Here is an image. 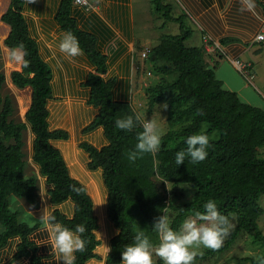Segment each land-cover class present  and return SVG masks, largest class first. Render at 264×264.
<instances>
[{"label": "trees", "instance_id": "trees-1", "mask_svg": "<svg viewBox=\"0 0 264 264\" xmlns=\"http://www.w3.org/2000/svg\"><path fill=\"white\" fill-rule=\"evenodd\" d=\"M120 1L124 6L112 7L105 16L103 12L99 15L74 6L72 0H59L54 15L56 25L63 33L71 31L78 38L94 68L86 76L84 85L88 88V103L97 112L83 131L101 127L107 143L96 148L83 142L80 147L88 155L87 167L101 170L107 190L106 214L118 230L110 240L111 251L105 264L121 263V252L125 245L133 242L137 226L154 244L158 243L152 225L168 203L153 180L155 175L172 185L185 184L194 189L189 201L171 206L175 212L170 222L173 229H179L188 217H195L196 212H203V205L209 199L216 201L222 214L229 218L230 214L235 216V226L222 247L217 251L206 249L197 254L195 261L227 250L241 232L264 245V232L257 223L264 212L259 204L260 197L264 196V159L258 155V149L264 147V111L241 102L234 92L221 87L213 71L204 66L201 48L185 45L191 31L181 15H171L172 7L164 0H150V4L164 21L177 23L179 33L162 35L159 42L150 47L147 59L162 62L159 70L174 74V77L170 80L163 77L158 83L146 86L144 94L149 109L167 103L166 123L170 129L161 136L158 152L142 154L134 163L129 161L128 152L134 149L143 123L140 124L131 112L129 83H121L123 99L120 100L114 98L115 79H103L102 75L107 72L106 57L98 45V40L101 44L113 33L105 19L128 34L129 0ZM24 3L25 0H9L7 9L0 16V21L9 28L4 46L9 51L24 44L28 52L26 59L30 62L27 67L21 64L20 70L11 71L10 81L18 89L31 88L24 121L15 122L11 118L13 102L9 96L1 94L5 76L0 71V249L9 239L17 237L19 243L14 257L26 258L28 264H42L38 248L30 239L40 224L30 226L18 220L17 211L9 207L12 196L25 199L33 207L38 206L36 180L23 174L22 130L28 127L32 134L31 158L51 185L50 202L60 204L69 200L73 204V214L69 218L55 210L57 221L72 229L77 224L87 228L86 249L76 253V264H86L95 256L94 249L98 244L95 236L97 219L91 197L84 186L70 176L61 153L51 144L53 140L67 139L68 134L48 127L47 103L52 97V74L29 32L23 15ZM129 115L133 116L135 127L131 131L118 129L115 121ZM178 124L182 126L175 129L173 126ZM201 132L210 138L207 158L192 163L186 157L178 166L175 153L186 150V139ZM242 260L248 264H263L264 251L258 257ZM156 264L163 262L157 258Z\"/></svg>", "mask_w": 264, "mask_h": 264}, {"label": "crops", "instance_id": "crops-1", "mask_svg": "<svg viewBox=\"0 0 264 264\" xmlns=\"http://www.w3.org/2000/svg\"><path fill=\"white\" fill-rule=\"evenodd\" d=\"M58 1L36 0L35 3H29L28 0H25L23 15L28 23L31 36L38 44L39 54L48 64L52 74L50 81L52 97L47 103L48 127L50 130H62L68 134L67 139L53 140L51 144L61 153L70 176L84 186L92 199L93 212L98 225L95 230L98 244L94 249L95 256L89 259L86 264H105L107 256L105 246L110 248V240L118 230L106 214L107 190L102 180L101 170H90L87 167L88 155L80 147L83 142L96 148L107 143L101 127H96L88 132L83 131L93 121L97 112L96 108L88 103V88L84 85L86 76L93 72L94 68L85 54L70 59L59 52L58 45L63 32L54 20ZM164 1L171 5L173 17L181 15L184 18L191 31L190 37L184 42L185 45L201 48L204 66L213 71L215 78L220 81L221 87L224 90L235 92L241 102L249 105L254 104L257 98H250L245 91L249 85L255 87L254 81L264 88V47L254 42V36L264 22V0H256L255 13L240 11V0ZM89 2L91 6L98 2L100 12L95 10L98 5H94L95 8L92 6L93 8L90 10L99 15L103 12L105 16L112 7L124 6L120 0H89ZM8 5L9 0H0V16ZM131 7L132 0H129L127 3L130 15L128 34L122 28L108 23L105 19V23L113 33L108 40L101 44L98 40L100 51L106 57L107 64V72L102 77L104 80L115 79L114 98L120 100L123 99L120 92L122 82L129 83V99H131L135 51L140 56L143 46L156 45L162 36L159 32L156 40L150 37L148 39L136 37ZM158 14L162 16L160 13ZM164 23L166 22L164 21ZM169 23L178 25L175 22ZM159 26L162 27L163 23ZM204 38L206 40H203ZM239 65L244 66L252 75L251 83L239 71ZM20 66L21 64H19L18 70H20ZM12 68H14V64L8 60L4 67L5 85L12 86L8 73ZM24 89L29 92V100L25 109L23 103L18 102L20 112L26 111L30 104L31 88L26 86ZM255 89L257 88L255 87ZM257 94L262 96L260 93ZM262 110L264 111V109ZM23 121L24 114L20 121L15 122ZM31 141L32 134L26 127L22 130L23 174L24 177L33 176L36 180L38 206L33 207L25 199L12 196L9 199V207L12 211H17L18 220L26 222L30 226L36 223L40 224L31 233L30 239L38 248L37 253L41 257L42 264H62L57 260V254L51 245L48 233L39 222V217L40 214H43L41 211L44 207L54 205L55 210L69 218L73 214V204L69 200L60 204L50 202L48 191L51 185L39 173L38 167L32 161ZM40 193L44 197H41ZM18 243L19 239L13 237L0 249V264H28V259L14 257Z\"/></svg>", "mask_w": 264, "mask_h": 264}, {"label": "clouds", "instance_id": "clouds-1", "mask_svg": "<svg viewBox=\"0 0 264 264\" xmlns=\"http://www.w3.org/2000/svg\"><path fill=\"white\" fill-rule=\"evenodd\" d=\"M28 2L35 3L36 0ZM240 3V11L255 13L256 0H240ZM58 48L60 53L70 59L84 54L78 38L71 31L62 34ZM27 56L28 52L22 43L9 49L10 61L24 67L30 63L26 59ZM159 107L167 110L168 105L164 103ZM135 119L139 120V116ZM115 125L122 131H131L135 127V121L133 116L129 115L117 119ZM142 129L137 135L134 149L128 152V159L132 163L142 154L158 152L161 146L162 137L155 120L144 119ZM186 145V150L175 153V163L178 166L184 163L186 157L190 158L192 163L204 161L208 156L210 138L203 132L193 134L186 139ZM41 197L44 196L41 194ZM203 208V212H196L195 218L185 220L179 229L170 226L167 215L156 217L152 225L158 236V243L155 244L146 232L137 226L133 242L125 245L121 252V264H154V256L163 264H194L198 254L194 249L203 247L213 251L219 250L230 234L231 222L227 215L221 213L215 200L209 199ZM54 212V205L44 207L39 222L48 233L58 262L76 264V253L83 252L87 246V228L83 224H77L74 229L66 227L57 221ZM105 251L108 255L111 249L105 246Z\"/></svg>", "mask_w": 264, "mask_h": 264}, {"label": "rangeland", "instance_id": "rangeland-1", "mask_svg": "<svg viewBox=\"0 0 264 264\" xmlns=\"http://www.w3.org/2000/svg\"><path fill=\"white\" fill-rule=\"evenodd\" d=\"M94 5L95 6L98 5L97 9L94 7ZM92 6L95 8L96 11L100 12V7L98 2L96 4H93ZM131 15L134 24V32L136 37L138 38L140 37V38L148 39V37H150L156 40L159 32L161 33V35H165V34L173 35V33L177 34L179 31L178 25H173L169 22L167 23L166 20H165L166 23H164V18L154 10L153 6L150 4V0H132ZM161 23H163L162 27L159 26ZM8 30H9L8 26L0 21V71L4 74L5 80H6V75H5L4 67L6 62L10 59H9V51L4 46L3 40L7 36ZM149 46L152 47L151 45ZM139 57H140L139 53L135 51L134 73L132 74L133 91L131 92V99H130V105L132 108L131 112L135 117L139 116L140 124L143 123L144 119L155 120L157 122L158 130L162 136L168 129H170L166 123V111L162 110L159 107L162 104L156 105L154 109H149V107L147 106V100L144 94V90L146 86L154 85L158 83L163 77L169 80L172 79L174 77V74L161 72V70H159V67L163 64L162 62L154 63L149 61L147 58L142 60L141 58L139 59ZM11 62L14 64V68H12L10 72L12 70H18L19 64L13 61ZM10 72H8L9 75ZM246 80L249 83H251L253 80L252 75H250L249 79ZM254 83L257 89H255L254 86L249 85V88L246 89L245 93L250 98H257L255 99L254 104H250V105L264 109V88L260 87L256 83V81H254ZM257 93H260V95L262 96L260 97ZM1 94L3 97L4 96L10 97L14 105L11 118L14 121H18V120L20 121L25 110L24 111L22 110V112H20V108L18 107V102L21 101L25 109L27 102L29 100L28 90H25L24 88L17 89L13 84L12 86L4 84L1 90ZM181 126L182 124H178L177 126H173V127L176 129ZM258 155L264 159L263 147L258 149ZM153 180L155 181L159 190L162 193H164L166 197V202L168 203V207L162 212V214L168 216L170 223L172 217L175 214L171 206L189 201L192 198L194 189L191 188L189 185H185V184L172 185L170 183L164 182L157 175L153 177ZM259 204L264 210V196L260 197ZM189 218L194 219L195 217H188L187 219ZM229 220L232 225L230 229L231 231L235 226V216L233 214H230ZM257 223L259 229L262 232H264V212L258 218ZM194 250L197 251L198 254H201L206 250V248L201 247L199 249H194ZM263 251H264L263 244L254 242L251 237H248L245 233L241 232L227 250L198 259L197 261H194V264H248V261H243L242 258L258 257L263 253ZM153 260H154V264H156L157 257L154 256Z\"/></svg>", "mask_w": 264, "mask_h": 264}, {"label": "built area", "instance_id": "built-area-1", "mask_svg": "<svg viewBox=\"0 0 264 264\" xmlns=\"http://www.w3.org/2000/svg\"><path fill=\"white\" fill-rule=\"evenodd\" d=\"M72 3L74 6H77L81 9L84 10H90L91 8H93L89 2V0H72ZM203 40H206L205 38ZM254 42L262 45L264 47V22L262 23L259 31L256 33V35L254 36ZM150 46H144L141 50H140V58L142 60H144L145 58H147L148 54L150 53ZM238 64V63H237ZM239 71L242 72V74L246 77V79H249L250 73L245 69L244 66L239 65L238 67Z\"/></svg>", "mask_w": 264, "mask_h": 264}]
</instances>
